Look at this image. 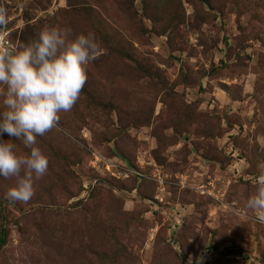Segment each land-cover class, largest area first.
Listing matches in <instances>:
<instances>
[{
	"label": "rangeland",
	"instance_id": "1",
	"mask_svg": "<svg viewBox=\"0 0 264 264\" xmlns=\"http://www.w3.org/2000/svg\"><path fill=\"white\" fill-rule=\"evenodd\" d=\"M0 7L9 49L57 27L99 50L36 138L48 164L33 196L6 199L15 178L0 177V264H264V223L246 207L264 174V0Z\"/></svg>",
	"mask_w": 264,
	"mask_h": 264
},
{
	"label": "clouds",
	"instance_id": "2",
	"mask_svg": "<svg viewBox=\"0 0 264 264\" xmlns=\"http://www.w3.org/2000/svg\"><path fill=\"white\" fill-rule=\"evenodd\" d=\"M8 23L0 7V27ZM68 29L43 28L24 45L0 48V177H14L5 198L27 202L34 193L33 180L47 171V157L36 138L57 125L61 112L76 102L86 81V65L99 54L92 33L69 36ZM7 134L9 139H3ZM13 139L22 142L26 154L14 150ZM260 223H264V174L247 200ZM197 256L195 264H202ZM186 264H193L188 256Z\"/></svg>",
	"mask_w": 264,
	"mask_h": 264
},
{
	"label": "built area",
	"instance_id": "3",
	"mask_svg": "<svg viewBox=\"0 0 264 264\" xmlns=\"http://www.w3.org/2000/svg\"><path fill=\"white\" fill-rule=\"evenodd\" d=\"M5 46H7V43H6V39L4 37V34L2 32V33H0V48H3Z\"/></svg>",
	"mask_w": 264,
	"mask_h": 264
},
{
	"label": "trees",
	"instance_id": "4",
	"mask_svg": "<svg viewBox=\"0 0 264 264\" xmlns=\"http://www.w3.org/2000/svg\"><path fill=\"white\" fill-rule=\"evenodd\" d=\"M5 230L3 228L0 229V244H2L5 240Z\"/></svg>",
	"mask_w": 264,
	"mask_h": 264
}]
</instances>
